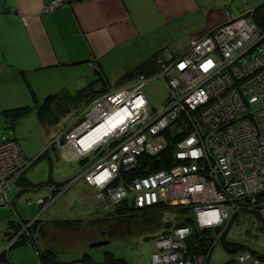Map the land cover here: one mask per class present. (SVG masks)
<instances>
[{
  "label": "built area",
  "instance_id": "2783aa9c",
  "mask_svg": "<svg viewBox=\"0 0 264 264\" xmlns=\"http://www.w3.org/2000/svg\"><path fill=\"white\" fill-rule=\"evenodd\" d=\"M59 4L51 0L46 10ZM242 8L239 15L226 9L224 22L191 37L182 52L167 49L156 55L152 74L168 93L159 108L142 92L150 74H141L127 88L100 92L76 115L73 127L68 125L66 138L82 139L83 131L101 119L91 128L102 127L101 141L73 145L89 163L80 176L112 204L128 199L137 209L188 208L200 228L224 227L243 208L264 216L259 199L264 192V31L253 20L255 8ZM167 130L171 138H180L176 162L134 179L127 188L118 185L120 167L131 169L140 154L156 155L167 146ZM114 132L118 136L111 138ZM91 153L103 155L94 163ZM24 157L15 138L0 135V205L8 201L13 178L28 165ZM191 227L174 225L157 235L148 264H205L206 255L188 249ZM251 253L239 252L234 264H261Z\"/></svg>",
  "mask_w": 264,
  "mask_h": 264
},
{
  "label": "rangeland",
  "instance_id": "374dc122",
  "mask_svg": "<svg viewBox=\"0 0 264 264\" xmlns=\"http://www.w3.org/2000/svg\"><path fill=\"white\" fill-rule=\"evenodd\" d=\"M242 7L243 5L240 8V12L243 9ZM238 13L239 10L234 14L239 15L240 13ZM179 46L183 47L182 51L186 48L184 40L180 41ZM22 47H24L25 52L28 50L27 44H23ZM167 49L168 48L160 49L154 53H156V55L162 54L163 51L165 52ZM12 51V40L10 39L4 53L8 57H12ZM182 51L180 50V52ZM144 55L145 53L143 56ZM91 56L94 58L93 55ZM127 57L130 61L133 57V53L127 55ZM15 58L18 59V55H15ZM92 58L89 56V60ZM115 58L116 57H114L113 60ZM126 65L127 64H124L120 73H114L113 71V76L117 74L120 75L109 77V86L114 87L120 85L119 87H124L138 82L141 74L136 78L126 79L129 83L117 82L122 75L126 74V71H129ZM8 68H10V66L7 65L3 59H0V69L7 72V70H9ZM154 75L155 74L149 75L151 78L142 87V92L153 106L159 108L162 101L168 96V93L160 79ZM70 81L71 76H69L67 83H70ZM29 82L39 86V83L43 81L34 82L32 77V80ZM23 83V81H14L12 78H9V72L0 76V135L15 138L23 150L24 159L28 161V165L11 181L12 187L17 186L18 188L20 186V191L16 190V192H14L16 195L15 198H12L13 192L10 191L7 203L0 205V234L7 230L9 220H11L10 217H14V220H36L38 218L44 220H75L78 221V223H73L71 229L67 228L63 230L61 227L60 236L56 238L57 240L45 235L38 236L37 232L33 233L34 238L38 239L37 242L39 245H49L57 250L58 264H63L67 261H74L73 263L78 264L77 261L79 260L83 262V256L81 255L84 251L88 252L91 258L90 261H84L86 264L103 263L105 259L104 256L107 252L122 259L127 264H147L150 253L155 250L154 240L156 236L165 233L166 229H170L174 224L182 221V219L186 217L183 215L184 212L182 213L181 209L167 207L162 209L157 208V210L151 209L152 211L148 210L143 215L134 213L131 216L127 215L120 219L116 217V203L112 204L108 195L105 194L104 197V194H102L104 192H101V189L97 185L94 186L89 182L87 183V180L80 176L81 172L88 169L87 166L85 167L86 160H83L84 164L81 163L82 157H79L78 150L75 149L72 142L69 141V138H66L68 137L67 134L70 132L68 125L71 124V127H73L74 123L77 121L76 115L89 103L82 108H76V106H74L69 109V113L64 116L62 115L61 122L55 126L43 125L36 119L35 114L31 113L17 119L15 118L16 120L10 128L6 125L4 115L7 108L21 105L32 107L35 105H33L34 95L30 91V85L27 84L25 86ZM18 86H22L23 88H19ZM56 91L59 92L58 90H52L50 92L54 93ZM68 92L71 93L72 91L69 90ZM46 93L43 95L45 96ZM44 96H42V98ZM42 98H40V100ZM67 122L69 123L67 124ZM116 135L118 136V134L114 132L111 138H114ZM61 141L63 142L60 143L61 147H59L60 144L58 142ZM38 143L43 144L39 153L43 150H47L45 153H48V155L50 153L52 157L51 164H53V160L60 158L58 151L67 153L68 158H66V160L71 163L59 159V164L52 166L51 170L48 156L45 153L47 157H40L41 159L34 161L39 155L33 157L32 150L37 147ZM101 146L102 145H99L98 148ZM103 151L105 152L106 149ZM102 155L103 153L98 156L91 153L89 158L95 163L98 162V159L101 158ZM24 176L30 182H28ZM71 176V179L63 181L65 184L59 186L61 188L59 192L56 190V192L51 193L52 189L50 190V188L52 187L49 185L48 195V191L44 187V184L49 179L62 181ZM76 180H83L87 183L86 185H88V187L85 185L80 186V183H77ZM72 181L74 182V186H69ZM18 182L19 184H17ZM246 210L247 209H243L234 214L233 216L235 217L228 224V227H222L220 233L223 232L224 235H222V233L218 234L219 236L213 241L214 247L209 258L204 257L202 259V261H205V264H229L239 255V251L242 252L241 250L243 249L234 254L224 249L222 245L223 239L247 246V249L250 248L256 252V254L251 253L256 257L259 255L264 256V218L257 215L255 212ZM20 211H22V213L19 216L17 212ZM185 215L189 216V211L186 212ZM79 220L85 221L79 222ZM76 225L78 228L74 227ZM23 228H26V226ZM17 238V236L12 237L9 242H14ZM95 241H105L106 243L98 246H91V243ZM6 244H8V242L0 241V252L8 246ZM6 250L9 260L4 262V264H9V261L10 264H16L22 256L23 264H38L36 252L32 245H13ZM259 260L261 264H264V258L262 259L259 257ZM0 263L3 264V262Z\"/></svg>",
  "mask_w": 264,
  "mask_h": 264
},
{
  "label": "crops",
  "instance_id": "0c3cea01",
  "mask_svg": "<svg viewBox=\"0 0 264 264\" xmlns=\"http://www.w3.org/2000/svg\"><path fill=\"white\" fill-rule=\"evenodd\" d=\"M0 1H6L13 8V12H0V59L10 66L7 70L9 78L23 81L25 86L30 85V91L34 95L33 105L44 96L43 94H49L52 90H64L67 93L71 90L69 94H77L94 79L93 64L101 69L108 80L109 77L119 76L120 74L113 76V71L120 73L124 64H127V69L130 70L160 49L168 48L179 53L183 48L179 46L181 40H184L187 47L190 37L201 36L224 22L226 9L234 14L237 10L240 13L243 4L253 8L264 4V0H63L53 11H47L46 6L51 0ZM10 39L13 47L12 57L4 53ZM23 44L28 45L26 52ZM132 53L133 57L129 61L127 55ZM15 55H18V59ZM91 55L94 59L89 60ZM114 57L116 58L113 60ZM7 72L0 69V76ZM69 76L71 81L67 83ZM32 77L34 82H43L39 83V86L33 84L29 82ZM42 143H38L32 150L33 157L40 154ZM58 153L59 159L71 163L66 160L67 153ZM45 154L52 170V166L59 164V159L53 160L51 164L50 153ZM45 154L41 158L47 157ZM71 178L72 176L62 181L49 179L44 184L48 195L49 185L53 187L54 183ZM77 183L88 187L83 180ZM69 186H74V182ZM19 187L15 186L9 190L13 192L12 198L16 197V190L20 191ZM21 213L22 211L17 212V215L20 216ZM10 219L7 230L0 234L2 242L9 243L11 236L17 235L13 233L16 231V226L13 225L20 220H14V217ZM21 220L26 222L28 219ZM37 220L41 227L43 222L55 221L42 218ZM83 221L85 220H79ZM29 222L32 223L31 220ZM75 222L78 223L71 220L72 225ZM37 235H40L39 232ZM37 240V247L30 242L26 243L32 245L35 252L37 248L52 247L39 245ZM26 253L28 254L27 251ZM84 253L88 254L84 251L81 256ZM206 258H209V255ZM73 262L67 261L63 264H76ZM124 263L127 264L125 261ZM16 264H23V256Z\"/></svg>",
  "mask_w": 264,
  "mask_h": 264
},
{
  "label": "trees",
  "instance_id": "16d2710c",
  "mask_svg": "<svg viewBox=\"0 0 264 264\" xmlns=\"http://www.w3.org/2000/svg\"><path fill=\"white\" fill-rule=\"evenodd\" d=\"M0 12H13V8L6 1H0ZM253 20H254L255 24L257 25V27H259V29L261 31H264V4L255 8ZM155 57H156V53L152 54L146 60L137 64L136 66L131 68L129 71H127L126 74L122 75V77L117 82L118 83L125 82L126 79L129 80L132 78H136L140 74L155 73L157 70L156 65H155ZM93 77H94V79L91 82H89L85 87H83L77 94L74 93L72 95V94L67 93L64 90H61L59 92L46 94L41 100L36 101L35 105L32 107L31 106L29 107L27 105H21L18 107L7 108L4 112L6 125L11 128V125L13 124V122L17 118L29 115L31 113H34L36 119L38 121H40L43 125L55 126V125L59 124L61 122L62 115L63 116L67 115L69 113V111H68L69 109H71L74 106H76V108L84 107L91 100H93L100 92L108 89V87H109L108 80L99 67H98V69H96V68L94 69ZM97 83L102 85V88L99 90L95 89V84H97ZM68 123L69 122H67V124ZM167 133L170 135L168 137L169 142H168L167 146L163 150H161L158 154L150 155V154L144 152V153L140 154L139 156H137V159L134 163L133 168L124 169L123 166L120 167L119 175L116 179V183L118 185H121V186H124L125 188H127L129 185H131V183L134 181V179L141 177V176H144V175H146L152 171L167 168L176 162V159L174 156V149H175L176 141L180 138L178 136H177V138H171L172 135L170 134L169 130H167ZM113 145H114V143L109 145L108 148H111ZM45 152L46 151L43 150L39 154V156H37L35 158L34 161H36L38 158L42 157ZM84 159H81L82 164H84L83 163ZM87 161L88 160H86V162ZM90 161L91 160H89V162ZM88 164L89 163H86L85 167L88 166ZM60 183L59 184L54 183V186H53L54 188L52 189L51 193L56 192V190L58 192L61 191V188L59 186L62 184H65V183L64 182H60ZM259 199H260V201L261 200L264 201V194H262ZM157 208L162 209V208H166V207L156 205V206H151L149 208L137 209L129 202L128 199H125V200H121V201L116 203L115 214H116V217H118L120 219V218L125 217L127 215L131 216L134 213H138V214L143 215L146 211L151 210V209L157 210ZM177 209H181L182 213L184 212L183 215L186 217H184L183 219H185V218L186 219L185 220L182 219V221H180L179 223L174 224V225L190 224L192 226L191 233L187 239V245H188L189 251L192 254H196V255L202 254V255H206L208 257V255H210V253L214 247L213 241L215 240V238L217 236H219L218 234L222 233V235H224L223 232L220 233L222 227L203 228V229L198 228L192 222L193 217L190 215L189 216L185 215L186 212L189 211L188 208H177ZM135 211H138V212H135ZM252 212H255L257 215L264 218L262 213H260L258 210L252 211ZM234 217L235 216L230 218V221L227 223V225H225V227H228V224L231 222V220H233ZM36 220L33 221L31 224L28 223V221H30V220H27L25 222L24 226L27 227V230L28 229L31 230V234L20 235L13 242L14 244L12 243L13 245L26 244L27 242H30L31 244H34V246H36V240L37 239L34 238L33 233L39 232L40 236L45 235V236H49L50 238L53 237L52 239H56L57 237L60 236L61 227L63 228V230H65L67 228L71 229V226H72L71 221L55 220V221H51L48 223L43 222V225L41 227L39 225L38 220L37 221ZM27 223H28V225H27ZM11 224L13 225V223H11ZM75 224H76V222H75ZM24 226H22V228ZM13 227H14V225H13ZM39 229H40V231H39ZM13 233H15V232H13ZM12 237L13 236H11V238ZM223 240H222L223 241L222 245H223L224 249H226L227 251H229L231 253L235 254L237 251L243 249L241 251L249 250L252 253L256 254V252L254 250H251L250 248L247 249V246H244L242 244L239 245V244H236L235 242H231V241H228L225 239H223ZM36 252H37V256H38V264H58L59 263V261L57 259V253L54 249H52V247H46L44 249H38L37 248ZM104 257H105V259L103 262H105L107 264H125L122 259L113 256V254L110 252H107ZM258 257H260L262 259L264 258V256H261V255H259ZM7 260H8V254H7V250L5 249L4 251H2L0 253V262L4 263V262H7ZM83 260L87 262V261H90L91 258L87 253H84L83 254ZM84 261L82 262V260H79L77 262H78V264H83ZM234 262H235V259L233 260V262H231L229 264H234Z\"/></svg>",
  "mask_w": 264,
  "mask_h": 264
},
{
  "label": "bare ground",
  "instance_id": "6f19581e",
  "mask_svg": "<svg viewBox=\"0 0 264 264\" xmlns=\"http://www.w3.org/2000/svg\"><path fill=\"white\" fill-rule=\"evenodd\" d=\"M57 3H60L59 5H61L62 3H63V0H57ZM58 5V6H59ZM57 6V7H58ZM255 11V10H254ZM209 32V31H208ZM97 120H99V122L101 121V119H97ZM96 120V121H97ZM98 122V123H99ZM97 123V124H98ZM96 124V125H97ZM91 129V128H90ZM102 132H103V130H102V127L101 126H98V127H95L94 129H91V130H88L87 132H85L84 133V136L82 137V139H81V137H80V135L79 136H77V137H75L74 139H70L69 141H71L72 142V144H75V146H79V145H82V143H92L93 141H95V140H99L100 139V137H101V134H102ZM112 133V132H111ZM108 135H110V134H107V135H104L103 136V138L102 139H105ZM78 138H80V140L79 141H77L78 140ZM100 141H101V139H100ZM82 159H84V158H82ZM262 194H264V192L263 193H261L260 194V196L262 195ZM259 196V197H260ZM244 209V208H243ZM30 223V222H29ZM198 228H200V227H198ZM203 228H210V227H202L201 229H203ZM215 228V227H214ZM191 230H192V227L190 228ZM190 233H191V231H190ZM190 235V234H189ZM188 235V236H189ZM204 262V261H203Z\"/></svg>",
  "mask_w": 264,
  "mask_h": 264
},
{
  "label": "flooded vegetation",
  "instance_id": "af4514ba",
  "mask_svg": "<svg viewBox=\"0 0 264 264\" xmlns=\"http://www.w3.org/2000/svg\"><path fill=\"white\" fill-rule=\"evenodd\" d=\"M20 223V224H19ZM16 224V225H15ZM14 226H16V231H15V234H17L16 236L19 237L20 235L22 234H26V235H29L31 234V230H27V227L26 228H22V226L25 225V222H23L22 220L18 221L17 223H15ZM18 225V226H17ZM101 240V239H100ZM106 243V242H105Z\"/></svg>",
  "mask_w": 264,
  "mask_h": 264
},
{
  "label": "water",
  "instance_id": "95a60500",
  "mask_svg": "<svg viewBox=\"0 0 264 264\" xmlns=\"http://www.w3.org/2000/svg\"><path fill=\"white\" fill-rule=\"evenodd\" d=\"M99 122V120H97V121H95V122H93L92 124H90L84 131H83V133H85L87 130H89L90 128H92L94 125H96L97 123ZM3 204H5V203H3ZM33 220H31V222H32ZM12 243H13V241H11V242H9L7 245V247L5 248V249H7V248H9L10 246H12ZM103 243H105V241H95V242H92L91 243V246H98V245H101V244H103ZM4 249V250H5ZM3 250V251H4ZM1 253V252H0Z\"/></svg>",
  "mask_w": 264,
  "mask_h": 264
},
{
  "label": "clouds",
  "instance_id": "9594fccd",
  "mask_svg": "<svg viewBox=\"0 0 264 264\" xmlns=\"http://www.w3.org/2000/svg\"><path fill=\"white\" fill-rule=\"evenodd\" d=\"M56 8H57V7H56ZM62 142H63V141H61L60 143H62ZM52 188H53V187H52ZM52 188H51V189H52ZM51 189H50V190H51Z\"/></svg>",
  "mask_w": 264,
  "mask_h": 264
}]
</instances>
